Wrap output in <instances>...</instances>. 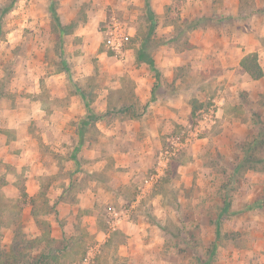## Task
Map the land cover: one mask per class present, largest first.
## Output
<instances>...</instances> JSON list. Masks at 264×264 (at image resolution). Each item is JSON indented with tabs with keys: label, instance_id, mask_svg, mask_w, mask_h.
<instances>
[{
	"label": "rangeland",
	"instance_id": "rangeland-1",
	"mask_svg": "<svg viewBox=\"0 0 264 264\" xmlns=\"http://www.w3.org/2000/svg\"><path fill=\"white\" fill-rule=\"evenodd\" d=\"M254 52L264 69V0H0V126L49 113L0 127L19 143L0 158V263L97 245L96 264H264V77L238 65Z\"/></svg>",
	"mask_w": 264,
	"mask_h": 264
},
{
	"label": "trees",
	"instance_id": "trees-1",
	"mask_svg": "<svg viewBox=\"0 0 264 264\" xmlns=\"http://www.w3.org/2000/svg\"><path fill=\"white\" fill-rule=\"evenodd\" d=\"M149 15L151 17V26H150V33L147 35V38L144 40V47L139 51L138 53V61L141 63H146L150 66H153L155 64V60L148 52H146V48L148 47V44L150 43V35L153 32L155 28V21L153 20V12L151 8H149ZM53 14L56 15L55 11H53ZM199 22L201 20H194L190 24V30H195L197 27H199ZM59 23V22H58ZM61 26V24H60ZM241 68L244 70L245 73H247L253 80H260L264 77V69L262 65L260 64L259 60V54L258 53H249L243 57V59L240 62ZM197 101H194L192 103V115L195 116L197 114L198 108L195 106V103ZM255 145H249L248 148L245 149L244 152V159L241 162V165L239 168L244 166L247 163L255 162L257 159H255L253 152L255 151ZM227 201L225 202V204ZM229 203V202H228ZM226 204L224 207V211L227 212V209H229V204ZM217 234H220L219 227L217 228ZM19 247L14 248V252L16 253V256H14L13 261L15 263L18 262V257L21 256V252L19 251ZM1 264V263H0ZM32 264H61L60 258L56 254H52L50 251H46L43 254L39 255Z\"/></svg>",
	"mask_w": 264,
	"mask_h": 264
},
{
	"label": "crops",
	"instance_id": "crops-1",
	"mask_svg": "<svg viewBox=\"0 0 264 264\" xmlns=\"http://www.w3.org/2000/svg\"><path fill=\"white\" fill-rule=\"evenodd\" d=\"M239 6L240 5H237L236 7H239ZM229 13L232 14V15H236L235 11H231V12L229 11ZM238 65H240L239 62H238ZM176 66H179V65L176 64ZM239 67H240V69H242L241 66H239ZM140 80H145V82H146L147 81V77L145 78V76H144ZM146 98H148L147 95H146ZM75 102H76V100L70 102V104L72 105V108H75ZM0 104H3L4 105V109H0L3 112V115L2 116H4L6 118V111L9 112V115H10V113H12L11 115H13V112L6 110V104H7V106H9L8 103H7L6 98H3V100L0 102ZM37 104H38L39 107L37 106ZM45 104H46V101L37 100V101H35V105H34V110L33 111H30V110L28 111L26 107H23V108L19 109V112H17V115L15 117L11 116V117H13V119L16 118V121H18V123L15 122V121L12 122V120H10V122H9L10 123V126H7L6 127V119H3V121H5V122H3L2 126H0V127H2V128L5 127L6 129H10L11 131L15 132L16 134H19L21 131H24V128L26 129V126L23 124V121L26 120L29 116H32L34 119H40V118H42V116L44 114L45 117H48V114L49 113H47V111L44 108V105ZM37 107H38V109H37ZM72 108H69L68 107L69 110H72ZM66 112H57L56 113V116H60V117L61 116H65L64 119L67 120V123H68V120L69 119L70 120L71 119H74L75 118V115H74V113L72 111H68V112H71V113H66ZM52 116L53 115H51V117ZM64 130H65V133H67L68 135L70 134L69 133V128L67 126H66V129H64ZM11 136L12 135H10L8 132L7 133H1L0 134V158L5 154L6 155V159H7L11 155L10 154L11 152H14V151L16 152V148L18 149V144L19 143L17 141H15V146L12 143V139L8 141L9 137H11ZM76 148H77L76 146H72L71 150H76ZM2 153H3V155H2ZM44 166L46 167V165L43 164V161L42 162H39L38 168L39 169L41 168L40 169L41 171H35L34 173H32L30 175L28 174V175H25V176L26 177H29V181L30 182L33 179H34V182L38 181L39 180V177L42 176V174H43L42 168ZM50 167L51 168H57L58 169V165H57V163L55 161H52L50 163ZM17 172L18 173L20 172V167H17ZM31 195H33V194H31Z\"/></svg>",
	"mask_w": 264,
	"mask_h": 264
},
{
	"label": "built area",
	"instance_id": "built-area-1",
	"mask_svg": "<svg viewBox=\"0 0 264 264\" xmlns=\"http://www.w3.org/2000/svg\"><path fill=\"white\" fill-rule=\"evenodd\" d=\"M114 29L110 32L111 39L110 45L111 49L115 51L118 55L125 56L124 51V33L122 27L119 26L118 22L113 20ZM225 104V97L220 95L217 100H215L216 113L219 114L222 111V108ZM99 246L90 247L87 254L82 258L79 264H96V258L99 253Z\"/></svg>",
	"mask_w": 264,
	"mask_h": 264
}]
</instances>
